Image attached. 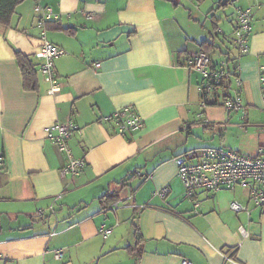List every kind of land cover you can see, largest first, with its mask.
Masks as SVG:
<instances>
[{"label": "crops", "instance_id": "0c3cea01", "mask_svg": "<svg viewBox=\"0 0 264 264\" xmlns=\"http://www.w3.org/2000/svg\"><path fill=\"white\" fill-rule=\"evenodd\" d=\"M178 1L25 0L10 26L0 27V264H264V210L248 191L199 190L193 209L174 161L199 147H227L222 134L213 142L212 127L248 129L263 120L258 73L264 63V0H232L218 8L207 35ZM35 3L50 6L54 20L74 30L46 31L66 51L54 61L55 83L38 69L42 25ZM248 5L252 32L248 52L239 54L227 49L225 38L236 9ZM203 41L213 43L205 49L211 64L224 61L225 53L236 58L241 84L232 78L229 92L240 95L241 110L202 105L204 80L185 58L202 51ZM14 50L30 56L38 91L22 88ZM205 92L212 101V91ZM126 106L143 126L121 135L106 118ZM69 120L78 130L68 147L85 160L75 176L60 173L67 155L46 132ZM162 187L170 189L165 197L158 193ZM108 188L127 205L102 212L99 197ZM231 201L248 211H233ZM101 227L111 230L105 238ZM135 233L142 240L138 260L129 249ZM55 248L63 250L62 258L54 257Z\"/></svg>", "mask_w": 264, "mask_h": 264}, {"label": "built area", "instance_id": "2783aa9c", "mask_svg": "<svg viewBox=\"0 0 264 264\" xmlns=\"http://www.w3.org/2000/svg\"><path fill=\"white\" fill-rule=\"evenodd\" d=\"M48 11L50 10L48 9ZM252 15V6L236 9L231 39L239 54L248 52V39L253 23ZM62 54H64L63 49L47 41L43 36L40 37L36 52V57L41 62L39 71L52 83L56 81L52 60ZM185 63L187 67L202 76L205 86L211 82L219 83L227 74L224 61H221L217 68H213L208 55L203 51L188 56L185 58ZM98 66L99 64L95 63L93 68L96 69ZM234 82L238 87L241 84L238 77H234ZM258 82L262 101L260 110L264 114V63L259 65ZM54 89L56 88H52V90ZM223 105L225 109L232 111H239L243 107L239 94L225 98ZM244 117L245 113L242 112L241 119L243 120ZM106 119L113 122L117 133L121 135L134 133L143 126V120L131 106L113 111ZM77 130L78 126L70 120L46 127L48 138L54 141L58 148L67 155V162L60 170L62 175H78L85 166V160L72 156L67 144L68 138ZM174 161L176 175L183 186L185 198L192 202L193 209L199 207V201L196 199V192L199 190L215 192L221 189L234 190L239 187L247 190L251 202L264 210V144L257 147L255 155L241 153L222 145L203 146L176 156ZM3 162L4 157L0 149V169ZM169 191V187H162L158 193L161 197H165ZM126 205L125 201H117L108 206V211L114 212L117 208ZM229 206L233 211H248L246 206L237 201H231ZM41 213V211L38 212V214ZM110 231L108 227L100 228L104 238L110 234ZM52 252L57 259L63 254L59 248L53 249ZM180 264L194 263L184 259Z\"/></svg>", "mask_w": 264, "mask_h": 264}, {"label": "trees", "instance_id": "16d2710c", "mask_svg": "<svg viewBox=\"0 0 264 264\" xmlns=\"http://www.w3.org/2000/svg\"><path fill=\"white\" fill-rule=\"evenodd\" d=\"M24 1L25 0H0V27L2 29H7L10 26L12 16L15 13L16 7ZM197 1L201 2L203 0H197ZM219 3L220 4L217 5L214 9L213 8L209 9V13L211 14V17H213L214 13H212V12L215 9L217 10L218 8H220V6L222 4L225 6L231 4L232 0H224L223 3L221 1H219ZM48 9L50 11H48ZM34 11L39 14V22L42 25L38 38L43 36L47 41L53 43L47 37L46 31L64 32L67 35L74 34L73 29H71L70 27H67V26H63L59 22V20H54V19H58V18L56 17L55 14H53V10L50 6L42 5L40 3H35ZM212 21H214V20H212ZM53 44L56 45L55 43H53ZM201 44H202L201 50L206 52V53H208V51H206V50H208L209 48H212V45H213L212 42H205V41H203ZM58 47L63 49L60 46H58ZM65 53H66V51L64 50V54ZM64 54H62V55H64ZM225 54H226V56H225L224 62H225L226 71H227L225 78H223L219 83L211 82L210 84H208L206 86L204 85L203 87H201V99L206 104L223 105L224 99L232 96L231 93L229 92V83L231 82L232 78L237 77V67H238L237 66V60H236V58L227 56L228 53H225ZM14 55H15V58H16V61H17V64H18V67H19V70H20V73L22 76V88L26 91H38V88H39L38 78H37L36 71L33 68V63L31 61L30 56L23 54L18 50H14ZM62 55H60V56H62ZM60 56H58V57H60ZM58 57H55L52 60L55 80L57 77H56V68H55V62L54 61ZM38 61H39L38 69L40 70L41 62L39 59H38ZM211 65L213 68L218 67V64H215V63H212ZM40 74L44 78L48 79L41 72H40ZM218 89H221V91H219L220 94L218 92ZM205 90H207V91L211 90L212 91V93H213V100L212 101H207V94H206ZM219 99L221 100L220 103H219ZM2 155L4 157L3 151H2ZM4 164H5V160L3 162V166L0 169V171L4 168ZM3 179H5V174L3 172H0V186L3 185ZM99 200L102 204L101 210H102V212H105V211H108L109 205H111L117 201H120V198H119L117 191H114L113 189L108 188L99 197ZM145 206L146 205H144V207ZM135 238H136V245L133 248H129V249H130V251H133V252H134V250L136 251L135 259L138 260L140 258V254L142 252V245H141L142 240H141V237H139L137 235V233H135ZM62 256H63V254H62ZM62 256L60 258H62Z\"/></svg>", "mask_w": 264, "mask_h": 264}, {"label": "rangeland", "instance_id": "374dc122", "mask_svg": "<svg viewBox=\"0 0 264 264\" xmlns=\"http://www.w3.org/2000/svg\"><path fill=\"white\" fill-rule=\"evenodd\" d=\"M223 1L224 0H222V2ZM178 2H179L178 6L181 8V10L186 11L187 14L189 12L193 18L198 19L197 20L198 27L203 25L204 26L202 28L203 32H204V34L207 35V29L210 28L209 26H210V22H211V20H210L211 14L209 13L208 10H209V8L214 9L218 5L219 1L218 0H203L200 2L197 0H179ZM227 6H230V5H227ZM220 8H224V5L222 4L220 6ZM214 11L212 13H214ZM232 30H233V27H232ZM225 45H226L227 49L230 51L232 49H234L232 39H231V35H229V36H227V38H225ZM208 99H210V98L208 97ZM208 106L209 107H217V108H220L223 110V108L220 105L210 104ZM232 114H235V113H232ZM255 115L257 116V113H254V115H252V118H257V117H255ZM261 116H262L263 120L259 124H255V125L252 123L253 121L250 122L251 125L249 123L248 129L239 128L237 126H229V125H227V126L222 125L221 126L220 125L217 127V131H214L213 130L214 128L212 127L211 129H208V132L211 133L209 135H213V134L215 135V140L213 142L218 141L219 137L222 134V138H224L223 144L225 146L232 148V149H235V150H238V151L245 153V154H248V155H254L255 150L257 151L256 147L264 142V114H262ZM232 117H234V116L232 115ZM236 120H237V118H234V121H230L229 123L233 124V122H235ZM222 123H224V122H222ZM213 142L212 143H210V142L205 143L204 145L213 144ZM214 144H216V143H214Z\"/></svg>", "mask_w": 264, "mask_h": 264}, {"label": "bare ground", "instance_id": "6f19581e", "mask_svg": "<svg viewBox=\"0 0 264 264\" xmlns=\"http://www.w3.org/2000/svg\"><path fill=\"white\" fill-rule=\"evenodd\" d=\"M39 41H40V38H39ZM187 58V57H186ZM98 64V63H97ZM54 87H55V85H54ZM202 105H204V102H202ZM223 107H224V105H223ZM227 110V109H226ZM232 111V110H231ZM55 124V123H54ZM245 125H247L246 123H245ZM51 126V125H50ZM264 144V143H263ZM261 145V144H260ZM227 148V147H226ZM233 150V149H232ZM236 151V150H235ZM239 152V151H238ZM242 153V152H241ZM256 154V153H255ZM254 154V155H255ZM178 156V155H177ZM55 257V256H54ZM57 259V258H56Z\"/></svg>", "mask_w": 264, "mask_h": 264}]
</instances>
